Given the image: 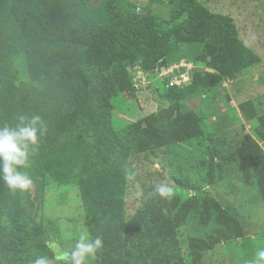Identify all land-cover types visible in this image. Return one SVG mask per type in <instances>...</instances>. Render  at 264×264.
<instances>
[{
    "label": "trees",
    "instance_id": "16d2710c",
    "mask_svg": "<svg viewBox=\"0 0 264 264\" xmlns=\"http://www.w3.org/2000/svg\"><path fill=\"white\" fill-rule=\"evenodd\" d=\"M89 1L0 0V125L15 123L21 111L40 114L48 125L33 155L34 167L29 162L23 171L34 179L43 166L57 182H64L70 179L64 174L70 162L79 168L90 236L102 240L96 264H185L178 229L194 211L200 212L202 225L208 226L214 214L219 224L206 239H190L197 258L200 251L248 235L249 224L210 197L159 196L126 220L129 158L173 142L161 127L136 122L118 132L112 125L114 99L135 91L128 72L132 63L141 62L144 69L167 66L165 57L173 49L201 44L197 60L209 71L194 73L185 87L168 86L166 96L172 101L186 100L256 64L239 41L232 19L195 3L183 22L165 29L169 23L140 14L126 2L91 23L85 12ZM21 58L27 61L32 88L16 87ZM20 93L28 98L21 111L15 110ZM251 106V101L244 104L247 119L253 118ZM258 121L264 138V115ZM246 147L264 203V148L251 136H246ZM214 156L231 162L218 150ZM214 160L208 171L210 185L215 181ZM33 198H27L31 208ZM47 248L43 228L22 207L19 191L13 193L0 182V264H31L46 256Z\"/></svg>",
    "mask_w": 264,
    "mask_h": 264
},
{
    "label": "rangeland",
    "instance_id": "374dc122",
    "mask_svg": "<svg viewBox=\"0 0 264 264\" xmlns=\"http://www.w3.org/2000/svg\"><path fill=\"white\" fill-rule=\"evenodd\" d=\"M126 2L133 3L140 14L169 23L165 29L183 22L195 3L213 14L229 17L237 28L239 41L257 60L233 78L224 77L220 83L186 100L172 101L166 96L171 79L180 74L192 79L196 72L209 71L205 63L197 60L202 45L184 44L165 57L167 66L158 64L154 69H144L141 62L128 65L131 80L139 89L134 87L133 94L117 96L112 112L115 131L124 132L137 122L148 128H163L173 142L129 158L123 198L126 220L159 197L155 187L160 184L172 189L170 199L213 198L229 214L246 221L249 234L222 242L212 250L200 251L197 258L190 239H206L219 224L214 214L208 226L202 225L200 212L194 211L178 229L185 264H246L258 249L264 248V203L246 147V136H251L264 148V138L258 132V118L264 115V0H90L86 16L93 23ZM182 64L187 67L180 68ZM176 66L179 67L167 73ZM17 67L16 87L32 88L35 84L26 75V59L21 58ZM20 96L19 105L15 104V110L19 111L28 99L26 93ZM248 101L252 103L249 108L252 119L244 115V104ZM215 150L231 158V162H221V157L214 156ZM212 157H215V181L210 185L208 171ZM30 163L34 167L33 156ZM72 165L70 162L68 170L60 168L70 178L64 182H57L54 174L42 166V170L34 172L30 189L19 191L22 207L43 228L50 264H74L71 252L79 237L84 234L91 239L77 177L79 168ZM28 195L34 197V208L29 205ZM52 243L58 245V251L49 247ZM85 264H96V255L86 257Z\"/></svg>",
    "mask_w": 264,
    "mask_h": 264
},
{
    "label": "clouds",
    "instance_id": "9594fccd",
    "mask_svg": "<svg viewBox=\"0 0 264 264\" xmlns=\"http://www.w3.org/2000/svg\"><path fill=\"white\" fill-rule=\"evenodd\" d=\"M48 133V125L40 114L25 115L18 113L15 123H4L0 125V182H2L13 193L29 190L32 185L31 177L26 169L30 158L39 149L41 138ZM155 192L162 198L168 197L172 189L164 184L157 185ZM54 251H58V245H49ZM102 247L100 237L89 239L82 234L71 252L74 264H85V258L95 257L96 252ZM32 264H50L46 256L34 259ZM246 264H264V248L256 251L251 260Z\"/></svg>",
    "mask_w": 264,
    "mask_h": 264
},
{
    "label": "built area",
    "instance_id": "2783aa9c",
    "mask_svg": "<svg viewBox=\"0 0 264 264\" xmlns=\"http://www.w3.org/2000/svg\"><path fill=\"white\" fill-rule=\"evenodd\" d=\"M178 67L179 66L168 69L167 73L173 72L174 69L178 68ZM181 67L186 68L187 66L185 64H182V65H180V68ZM189 76H187V74H182V75L180 74L179 77L177 76V77L171 79L169 81L168 85H169V87H180V88L185 87V86L189 85L191 80H192L191 76L190 77ZM133 87L139 89V86L137 85V83H134V82H133Z\"/></svg>",
    "mask_w": 264,
    "mask_h": 264
}]
</instances>
